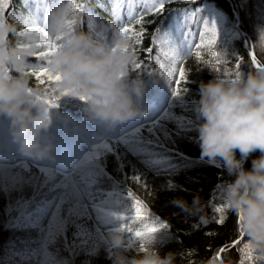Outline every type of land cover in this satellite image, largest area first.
Returning <instances> with one entry per match:
<instances>
[{
    "label": "snow or ice",
    "instance_id": "obj_1",
    "mask_svg": "<svg viewBox=\"0 0 264 264\" xmlns=\"http://www.w3.org/2000/svg\"><path fill=\"white\" fill-rule=\"evenodd\" d=\"M25 7L31 3L27 16H17L8 12L7 16L13 18L23 26V29L14 33L18 47H25L24 41L31 33L40 36L36 44L38 51L33 55V61L23 66V70L34 77L39 85H47L44 95L35 94L31 90L28 95L30 103L35 107H42L45 111L53 112L59 109L60 103L65 97H74L87 104L89 97L73 95L72 90L59 87L62 77L50 70L52 57L63 47V36H52L48 31L49 16L52 8L56 7V0H50L51 7L45 4V0H22ZM73 13L82 16L85 10L84 3L77 0H69ZM170 0H111V13L117 21H124L118 27L119 35L141 44L146 35L144 27L146 17L162 14L166 3ZM41 5L43 14L41 15ZM10 6V0H0V20L6 17V9ZM104 8V5H100ZM122 10L124 15L122 16ZM196 11L184 13L185 18L194 17ZM87 27L96 39L108 44V31L104 25H99L92 12L87 13ZM264 19V15H262ZM77 20H69L66 29H75ZM82 23V21H81ZM148 23H155V20ZM139 26L138 30L134 28ZM160 31L159 28L156 29ZM179 33V37H177ZM165 39L161 41L156 35L151 38L150 46L146 49L149 59H154L159 66L160 76L171 90L173 97H181L186 88L181 85L187 83L188 74L184 60L194 55L197 61L211 63L215 61L217 70L223 63L219 59L218 41L219 33L214 21L205 19L203 30L198 32V42L189 39V32L185 31V21L180 17L175 24L164 32ZM260 47L264 50V30L259 35ZM165 46L152 57L153 46ZM166 49V50H165ZM207 52L210 59L204 60L202 53ZM251 64L259 69L260 64L254 52H249ZM229 58H235V77L242 76V57L234 53ZM165 61L166 63L162 62ZM144 68L142 62L136 61L132 71ZM149 76L152 73H147ZM231 75V73H226ZM176 77L172 87L173 77ZM234 82V81H232ZM176 120L170 111L155 112L149 119L141 120L128 126H122L116 130L104 127L89 128L85 124H78L77 130L69 134L67 123L57 126L53 134L59 148L55 162L31 163L24 161L13 143L11 136L5 135L0 140V195L12 199L6 214L8 219L6 228H30L38 233L37 248L33 255L36 264H69L60 254L68 252L75 256L83 252L88 256H95L102 246H107L111 255L106 236L113 231H121L127 235L126 246L131 249L138 244L139 249L156 241V235L161 230H167L169 225L158 217L152 216L148 206L139 199L131 190H122L117 194L119 184L113 181L106 169V160L99 156L100 150L112 154L117 167L125 176L139 184L142 175L139 170H133L129 177L123 173L125 157L133 155L143 165L146 171L161 172L170 167V161L165 155H161L157 149L163 148V141H170L172 133L167 128L168 121ZM3 127L8 130V121H3ZM54 127V125H53ZM52 127V128H53ZM146 131L148 138L143 132ZM111 143L122 146L123 151L110 147ZM112 181L111 187L105 190L104 181ZM147 187V185H145ZM31 195L26 196L25 192ZM126 191V195L123 194ZM13 193L18 195L12 196ZM55 193V195H48ZM229 206L222 203L214 207V213L219 214L213 219L219 225L226 222V210ZM242 221V216L239 222ZM206 224L207 221H201ZM197 227V226H196ZM71 230V238L69 231ZM245 236L242 227L239 228L238 237L232 242V249L242 244ZM227 246L221 247L215 257L221 259V254L227 251ZM255 251L247 242L239 248V264H257L264 261V257L254 255Z\"/></svg>",
    "mask_w": 264,
    "mask_h": 264
},
{
    "label": "clouds",
    "instance_id": "obj_2",
    "mask_svg": "<svg viewBox=\"0 0 264 264\" xmlns=\"http://www.w3.org/2000/svg\"><path fill=\"white\" fill-rule=\"evenodd\" d=\"M72 19L78 21V16L69 0H63L49 16V33L64 37L63 47L50 65V70L62 77L59 87L72 90L73 95L89 97L82 119L95 127L114 131L144 120L149 114L145 99L148 89L143 78L131 75L137 61L134 44L119 35L115 25L108 26V44L86 31H69L65 26ZM18 31L16 22L0 20V117L9 122V134L21 156L55 162L57 144L50 130L54 122L71 123V117L59 109L53 113L30 103L29 91L38 93L23 66L38 51L40 36L31 33L24 41L27 46L18 47L10 39ZM229 57V51L221 49L222 70H217L215 61L200 69H208L214 78L199 86L200 99L195 105L196 119L200 121L197 142L201 160L207 159L213 165L222 161L228 175L235 176L234 181L224 182L223 199L238 219L242 216L239 228L242 227L246 242L264 257V67L231 79L226 75L232 71ZM151 82L153 87L159 84L156 79ZM76 130V126L71 129ZM256 152L259 157L252 159L251 170H245L244 163ZM168 204L199 222L206 220L202 215L205 204L199 194L191 205L179 197ZM106 239L112 252L111 264H176L177 254L170 251L161 256L155 242L129 257L125 254V233L113 231ZM206 264L221 261L209 259Z\"/></svg>",
    "mask_w": 264,
    "mask_h": 264
},
{
    "label": "trees",
    "instance_id": "obj_3",
    "mask_svg": "<svg viewBox=\"0 0 264 264\" xmlns=\"http://www.w3.org/2000/svg\"><path fill=\"white\" fill-rule=\"evenodd\" d=\"M232 1L236 5V8L240 14L241 27L252 41L253 52L264 65V50L261 49L259 40L260 32L261 30H264V19H262V15H264V0ZM204 2H211L213 5L220 8L228 16L229 19L233 18V13L226 0H175V2L172 3L171 8L191 9ZM79 3L85 4V10L82 16L78 15V22L76 26L79 28V30H83L89 33L90 31L87 27V13L89 11L92 12L93 2L91 0H83ZM106 18H102V20H106ZM152 20H155V23H148ZM161 20L162 14L156 16H147L144 24V27L146 28V35L144 36L142 43L137 45L130 40L134 44L137 54V61L144 64V68L141 70H137L135 73L131 68L130 71L133 77L140 76L141 78L146 80L150 77L147 73L155 74L157 68L159 67L155 63L154 59H149V54L146 53V49L150 46L151 38L153 37L155 30ZM134 28L138 30L139 26L134 25ZM10 39H12L13 42L16 43L18 38L13 35L12 37H10ZM238 49L242 57L241 71L243 75L255 67L251 64V58L248 52L242 47L241 42L239 43ZM157 51L158 48L156 46H153V53L151 54V56L155 57ZM202 56L203 59L206 60L208 57L207 52H203ZM32 61L33 58H30V62ZM185 66L188 78L186 84L182 83V88L187 89V86H192L199 91L201 82L206 84L210 79L214 78L209 73L208 69L200 71L201 68L205 67V63L203 61H197L195 56H192V58L185 64ZM230 68L232 69V71L231 75H228V77L235 78V65H231ZM30 77L31 86L33 87V89L36 90L38 94L44 95L47 85H39L35 82L34 77ZM188 97H191L188 91L182 92L181 97H176V102L174 104L175 112L173 116H175L178 110H180V108L177 107V103L181 102V100L182 102H184ZM84 106L85 104H83L77 98L65 97L60 103L59 110L60 112L74 110L83 115L82 109ZM55 110L57 111V109ZM197 137L195 142L187 141L183 144V146L185 147L184 150H186L191 155H196L200 152V149L195 145V143H197ZM113 148L118 151H123L122 146L118 144H115ZM128 155H126V157ZM238 155L239 152L237 151V156ZM259 155V152L252 154V156H250L246 161L244 169L251 170L252 159L258 158ZM126 157L124 159H126ZM100 158L106 160V169L108 170L113 169V167L117 164L115 157L108 152H103ZM117 176L123 178L121 172L117 173ZM220 176L223 184L226 181L232 182L235 179V176H229L225 169L221 171ZM169 178L170 180L165 181V179L161 178L148 177L149 180L147 187H142L141 185L134 182V188L137 190L136 193L140 197L149 201V199L153 198L155 195L172 196L173 194L179 197L185 196L187 199L189 195H194V193L196 192H201L202 196L208 197L209 190L213 185L212 179L203 176V169L201 164H194L193 162H191L189 165L188 161L186 160L182 165L170 171ZM171 183L178 185L180 190H172L169 185ZM148 191L151 192L149 193ZM203 213L209 217H211L213 214L211 212V206L208 202L205 204V210ZM227 214L228 215L226 218V222L223 225H219L215 222V220H213L201 228H195L191 224L177 226L169 241L163 244L161 243V241L156 239L155 246L159 248L161 256H164L170 251L176 253V264H206L209 259H216L215 257L221 247L227 246L228 250L221 254L224 264H239V248L242 247V244L246 242V237L244 241H242L241 245H238L236 249H232L231 243L238 237L239 223L238 217L229 209L227 210ZM138 250V246L134 245L131 249L127 248L125 254L129 257L135 256L137 255ZM0 252L2 253L1 237ZM254 255L257 254L254 253ZM110 256L111 255L109 254L107 246H102L95 256L86 257L89 262L81 263L80 261L82 259V255H80L76 264H111V260L109 259ZM24 264H36V261L33 260L30 263ZM257 264H264V261L257 262Z\"/></svg>",
    "mask_w": 264,
    "mask_h": 264
},
{
    "label": "rangeland",
    "instance_id": "obj_4",
    "mask_svg": "<svg viewBox=\"0 0 264 264\" xmlns=\"http://www.w3.org/2000/svg\"><path fill=\"white\" fill-rule=\"evenodd\" d=\"M212 9V8H211ZM209 9V10H202L200 11L201 14L205 15V13L209 14V17L211 19V21H214L216 23V25L221 26L220 23L224 21V17L220 14V12H218L215 9ZM222 32V30H220V33ZM237 34V35H235ZM239 38V33L236 30H233V32H231L229 37H225L223 39V42L218 43V50L221 49H227L230 53V56H232V54L234 53L236 56H238L237 53V48L234 49L232 43L235 39ZM235 59V58H232ZM176 77H173V82L175 81ZM159 88L157 89V91L155 93H153V96H163L166 94L167 92V85L164 83V78L160 76L159 78ZM149 90V89H148ZM154 104H152L151 106H153ZM190 106H194L192 103L189 104ZM196 105V103H195ZM195 107V106H194ZM188 123L190 124V122L188 121ZM190 126V125H189ZM54 134L58 135L57 132H55ZM60 136V135H59ZM67 140V139H66ZM164 143V149H169L170 151H175V148L170 141H163ZM60 150L59 148L56 149V153H58ZM172 159V158H170ZM204 161L210 165L209 168H207V172L209 175L212 176H216V170L213 167H218V166H222L223 162L222 161H218L217 164L213 165L210 164L207 159H204ZM31 164V163H29ZM120 194V193H119ZM124 194V193H123ZM126 195V194H124ZM172 200V198H164V197H157L153 202H152V206L155 207L157 210H159L160 212L164 213L165 216H168L167 212L171 211V213L173 214V218L171 219V221H176L175 216H177V214L181 211L180 209L176 208V207H172L168 204V202ZM151 214V213H150ZM126 234V233H125ZM69 238H71V230L69 231ZM2 264H7V262H2Z\"/></svg>",
    "mask_w": 264,
    "mask_h": 264
}]
</instances>
